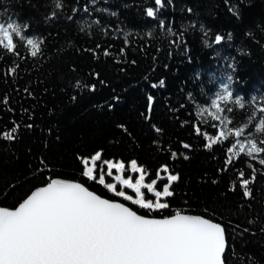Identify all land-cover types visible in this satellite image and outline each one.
Instances as JSON below:
<instances>
[{
    "label": "trees",
    "instance_id": "obj_1",
    "mask_svg": "<svg viewBox=\"0 0 264 264\" xmlns=\"http://www.w3.org/2000/svg\"><path fill=\"white\" fill-rule=\"evenodd\" d=\"M59 3L0 0V22L29 25L25 40L13 35L14 52L0 46V207L15 208L55 177L75 179L147 216H206L226 230L225 264H264V153L237 159L227 143L208 149L221 126L203 111L227 83L233 98L256 99L242 109L228 102L219 114L232 121L226 127L264 119V0H162L158 18L146 15L154 0ZM251 138L264 135L253 128ZM97 152L136 160L149 181L167 165L178 176L169 207L149 211L86 177L82 161ZM253 169L245 196L238 172L247 179Z\"/></svg>",
    "mask_w": 264,
    "mask_h": 264
},
{
    "label": "snow or ice",
    "instance_id": "obj_2",
    "mask_svg": "<svg viewBox=\"0 0 264 264\" xmlns=\"http://www.w3.org/2000/svg\"><path fill=\"white\" fill-rule=\"evenodd\" d=\"M154 2L156 9L147 8L146 15L158 18L157 13L164 5L162 0ZM60 6L59 0H56V7ZM163 23L161 21V26ZM28 27L27 23L22 24L11 19L0 22V46L14 52L16 45L13 35L21 41L25 40L21 33ZM168 31L171 32V29ZM228 38L231 39V34H228ZM222 39L219 35L215 38L217 43ZM26 43L32 49L31 55H37V40L27 38ZM104 54L108 55V52L105 51ZM15 71V68L11 69V72ZM80 86L77 83V87ZM221 87L223 91L211 100V116L215 118L218 126L232 124V121L222 119L219 115L225 111L228 102L242 109L246 103L256 99L252 97L251 101H245L240 96L233 98L229 84H222ZM94 89L93 85L92 90ZM4 102L7 103L6 100ZM221 102H225L224 108L221 107ZM203 111L209 112V109L205 108ZM253 128L255 132L264 135V119L259 121L258 127L252 125L249 128L248 124L225 127L214 138L208 137L210 142L206 143V147L212 149L214 145L227 143V153L237 150V159L242 154L255 159L254 154L264 153V140L244 139L245 134H250ZM194 132L200 136L206 135L200 130V126L195 127ZM5 138L13 137L7 133ZM183 148L187 149L189 145L183 144ZM100 158L101 153L97 152L91 158V166L89 160L82 161L86 167L83 173L86 177L97 181L116 196L149 211L169 207L163 201L174 194L170 191L171 182L177 181L178 176H159V171H168L167 165L162 166L157 173L161 182L165 179L168 181L162 183V190H155L157 180L144 183V169L138 167L136 160H132L130 165L132 172L140 174L135 183L130 177L124 179L122 175H116L117 182L134 190V198L123 190H117L116 183H106L103 172L97 176L96 162ZM172 158H176L175 153H172ZM103 163L108 168L107 176H112L114 168L121 173L125 168L123 162L105 160ZM232 163L233 160L229 157L226 167ZM259 163L264 165V159H260ZM244 175L242 170L238 172L241 177L240 187L245 196H251L248 185L255 182V170L253 169L250 178L244 179ZM235 187L234 183L233 190ZM142 188L154 192L155 202L144 198ZM225 232V228L219 223L180 212L167 218L138 215L125 204L104 199L80 183L54 179L46 186L31 192L14 209L0 207V264H225L223 257L228 246Z\"/></svg>",
    "mask_w": 264,
    "mask_h": 264
},
{
    "label": "rangeland",
    "instance_id": "obj_3",
    "mask_svg": "<svg viewBox=\"0 0 264 264\" xmlns=\"http://www.w3.org/2000/svg\"><path fill=\"white\" fill-rule=\"evenodd\" d=\"M208 109H209V111L211 112V110H212V108H211V104H210V106L208 107ZM220 114V113H219ZM226 127V125H223V126H221V130L223 129V128H225ZM245 140H247V139H245ZM255 155V154H254ZM87 160H89V166H91V158L90 159H87ZM106 159H103L102 157L100 158V160H98L97 162H96V174H97V176L101 173V172H103L104 174H105V181H106V183L107 182H109V183H116L117 184V190H123V191H125L128 195H132L134 198H136V193L134 192V190L133 189H130V188H127L126 186H123L121 183H119V182H117L116 180H115V176L116 175H122L123 176V178L124 179H128L129 177L131 178V180H132V182L133 183H135L136 182V180L137 179H139V173L138 172H132L131 171V167H130V165H131V162H129V163H125V162H123L124 163V165H125V168H124V171H123V173H121V172H119L117 169H112V176H107V171H108V168H107V165L106 164H104L103 163V161H105ZM107 161H111V162H113V163H120V162H122V161H114V160H107ZM138 167H141V168H143L142 166H139L138 165ZM85 171H86V169H85ZM144 174H145V180H144V183L145 184H148V183H151L152 181H149L148 179H147V173L144 171ZM159 176H162V177H167V175H169V174H171L169 171H167V172H163V171H159ZM108 178H111V180L110 181H107V179ZM154 180H157V183H158V181H159V179H158V176H157V178L156 179H154ZM172 183L173 182H171V185H172ZM157 185V184H156ZM156 185L154 186V188H155V190H158L157 188H156ZM141 191L143 192V194H144V198L146 199V200H152L153 202H155V196H154V192L153 191H149L147 188H142L141 189ZM170 191H171V188H170ZM113 193V192H112ZM114 194V193H113ZM115 195V194H114ZM123 198V197H122ZM128 201V200H127ZM129 202H132V201H129ZM163 202H165V201H163Z\"/></svg>",
    "mask_w": 264,
    "mask_h": 264
},
{
    "label": "water",
    "instance_id": "obj_4",
    "mask_svg": "<svg viewBox=\"0 0 264 264\" xmlns=\"http://www.w3.org/2000/svg\"><path fill=\"white\" fill-rule=\"evenodd\" d=\"M54 179H59V180L67 181V182H76V183H80V184L84 185L85 187H87L90 191L94 192L95 194L101 196V197L104 198V199H108V200H111V201H113V202H119V203H123V204H125V206L130 207L133 211L137 212L138 215L146 216V217H148V218H167V217H154V216H147V215L141 214V213H139L138 211H136L134 208H132L127 202L122 201V200H119V199H112V198H108V197L102 196V195L98 194L97 192L91 190L87 185H85L83 182H81V181H79V180L69 179V178H63V177H55V178H53L52 180H54ZM52 180H51V181H52ZM51 181H50V182H51ZM50 182H49V183H50ZM46 185H47V184L42 185V186H39V187L35 188L33 191L37 190V189L40 188V187L46 186ZM33 191H32V192H33ZM30 194H31V193H30ZM30 194H29V195H30ZM17 206H18V205H17ZM17 206H16V207H17ZM2 207H5V206H2ZM7 208H9V207H7ZM9 209H14V208H9ZM181 214H183V215H190V216H198V217H202V218H204V219L211 220V221L214 222V223H218V222H216V221H214V220H212V219H210V218H208V217H206V216L199 215V214L187 213V212H181ZM174 215H175V214H174ZM172 216H173V215H172ZM168 217H171V216H168ZM219 224H220V223H219ZM221 225H222V224H221ZM222 226H223V225H222ZM223 227H224V226H223ZM225 236H226V233H225ZM226 242H227V240H226ZM226 250H227V247H226ZM225 253H226V252H225ZM224 256H225V255H224ZM223 259H224V257H223Z\"/></svg>",
    "mask_w": 264,
    "mask_h": 264
}]
</instances>
